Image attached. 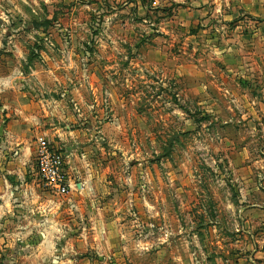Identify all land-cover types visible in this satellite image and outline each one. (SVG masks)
<instances>
[{"label": "rangeland", "instance_id": "rangeland-1", "mask_svg": "<svg viewBox=\"0 0 264 264\" xmlns=\"http://www.w3.org/2000/svg\"><path fill=\"white\" fill-rule=\"evenodd\" d=\"M144 9L130 0H0V77H40L47 91L50 78L72 85L89 75L94 114L112 106L108 127L94 124L88 141L94 176L82 195L46 188L35 153L21 177L0 161V264H249L264 244L254 241L264 238V208L244 210L264 206V194L242 198L235 179L248 169L264 179V51L248 53L247 42L264 19L221 4L213 30H162L171 9ZM236 37L242 66L224 71L219 50ZM219 69L245 80L244 98L229 102L219 80L199 91ZM80 232L86 242L72 240Z\"/></svg>", "mask_w": 264, "mask_h": 264}, {"label": "crops", "instance_id": "crops-1", "mask_svg": "<svg viewBox=\"0 0 264 264\" xmlns=\"http://www.w3.org/2000/svg\"><path fill=\"white\" fill-rule=\"evenodd\" d=\"M106 1L118 2L119 0ZM130 1L136 4L138 14L145 13L144 5L146 1L152 5V9H160L161 11L171 9L172 14L163 20L162 30H171L173 27L181 30H194L198 26L197 30H213L211 28L213 26L212 23H210L211 25L207 24L219 20L222 15L221 4H231L230 14L232 13V15L236 9L234 6L237 4L236 15L239 14L238 9L241 8L244 9L246 14L264 19V0ZM171 6L172 8H170ZM214 29L217 30L216 26ZM234 31L229 30L231 35H238V32ZM248 32V53L255 55L256 50L264 51V30H252V33L249 30ZM243 44L237 37L225 40L224 48L219 50V61L225 67L224 71H231L234 67L242 66L240 61L238 62L234 58V55H237L239 51H243ZM247 65H250V63H247ZM231 67L233 68L231 69ZM220 73L217 79L202 80L201 85L203 88H200L199 91H204L206 82L214 83L219 80L218 92L226 97L229 102L244 98V89L240 83L241 81L244 83L245 80L233 74H224L223 71H220ZM73 78H77V80ZM48 80L51 83L48 84L47 82L46 91L42 90L45 80L40 77L34 78L14 74L0 77V123L6 121L3 132L4 134L7 133L5 138H2L4 144H2V150L0 149V161L7 159V165H10V169L7 171L12 172L16 177H21V164L30 160L31 155L34 154L35 145L33 148L34 141H32V137L45 135L55 147L61 149L66 155L69 164L68 174L71 182L75 184L67 196L82 195V193H86L87 186L91 182L89 180L94 176L93 171H91L93 166L91 167V165L95 162L89 157L87 151L88 141L91 140L94 129L99 127L94 124L100 123L102 129L108 127V121L111 120L109 112L112 106L109 102H106L107 108H105L104 115L98 116L94 114L95 110H92L94 104L90 100L93 97L91 93H93L94 89L92 77L89 75L72 76V85H66V82L60 77ZM61 82H63V85L61 84L62 86H60L62 90L57 92L58 84ZM86 83L91 85L87 88L92 89V92L90 90H87V93L83 92L85 88L82 89V87H86ZM205 94L207 95L206 97L211 96L208 95L207 91H205ZM112 97V92H108L105 99L110 100ZM227 107L232 109L231 104H228ZM250 109L254 111L252 106ZM101 118L104 119L103 123L100 121ZM258 162L259 160L253 161V163ZM237 173V175L235 174V179L240 180L243 186L241 188L242 198L245 199V197L250 196V193L260 192L264 194V179L260 181V176L255 179L250 169L239 170ZM257 175H259V172ZM262 177L264 178V175ZM90 188L92 189L93 187L91 186ZM87 206L90 207L91 204ZM258 207L264 208L259 203L251 202V204H245L244 210H256ZM81 209L80 205H75V210L81 212ZM245 223H247L246 220H244L243 225ZM213 226L215 225L213 224ZM76 239L80 242H86L88 235L84 232H80L74 237L72 235V240ZM254 241L264 243V238L254 237ZM215 243H219L218 238L215 239ZM261 247L264 248V244L262 246L260 244L258 247L253 246L252 253L248 256L249 264H264V250ZM206 253L209 255L208 252H202L204 258L207 257ZM255 259H261V262Z\"/></svg>", "mask_w": 264, "mask_h": 264}, {"label": "built area", "instance_id": "built-area-1", "mask_svg": "<svg viewBox=\"0 0 264 264\" xmlns=\"http://www.w3.org/2000/svg\"><path fill=\"white\" fill-rule=\"evenodd\" d=\"M37 173L43 185L57 195H67L75 186L68 174V162L64 152L55 147L45 135L35 140Z\"/></svg>", "mask_w": 264, "mask_h": 264}, {"label": "water", "instance_id": "water-1", "mask_svg": "<svg viewBox=\"0 0 264 264\" xmlns=\"http://www.w3.org/2000/svg\"><path fill=\"white\" fill-rule=\"evenodd\" d=\"M177 135V132H174L169 139V143L172 141V139ZM167 149H169V145L167 146Z\"/></svg>", "mask_w": 264, "mask_h": 264}]
</instances>
